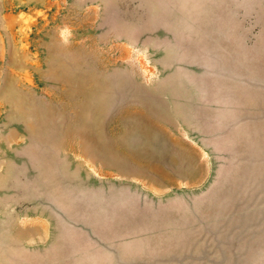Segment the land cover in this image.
<instances>
[{
    "label": "rangeland",
    "instance_id": "374dc122",
    "mask_svg": "<svg viewBox=\"0 0 264 264\" xmlns=\"http://www.w3.org/2000/svg\"><path fill=\"white\" fill-rule=\"evenodd\" d=\"M0 264H264V0H0Z\"/></svg>",
    "mask_w": 264,
    "mask_h": 264
}]
</instances>
